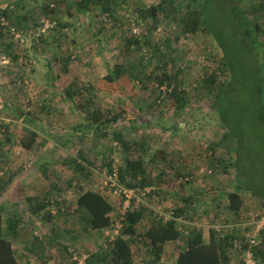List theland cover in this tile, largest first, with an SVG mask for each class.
<instances>
[{
  "label": "rangeland",
  "instance_id": "1",
  "mask_svg": "<svg viewBox=\"0 0 264 264\" xmlns=\"http://www.w3.org/2000/svg\"><path fill=\"white\" fill-rule=\"evenodd\" d=\"M102 1L92 0L84 10L80 0H0V16L18 26L22 35L15 39L10 26L0 25V210L4 232L8 217L18 220L17 235H7L15 255L21 264H86L89 255L105 247L106 238L116 235L126 209L145 206L152 211L151 217L169 219L186 199L192 203L190 210L175 218L181 236L165 243L169 258L182 247L190 227L200 229L207 238L214 225L234 226L243 244L247 237L256 235L257 239L264 220L259 233L256 224L264 218V207L250 192L240 193L237 212L229 207L226 194L235 186L236 173L233 166L226 167V172L223 167L233 158L227 150L232 140L223 138L225 129L212 103L214 93L202 83L208 75L221 82L228 77L221 68L216 41L201 28L183 30L178 14L185 13L188 0H175L177 13L158 18L143 17L139 9L160 0H110L109 12L102 11ZM198 1L193 6H199ZM211 1L210 7L216 10L212 17L222 26L229 25L225 6L229 1ZM260 2L264 0H242L241 5L248 9ZM45 4L54 9L44 10ZM5 5L12 7L3 10ZM249 15L259 22L264 48V10L249 11ZM22 16L26 18L19 19ZM133 39L139 44L132 43ZM243 59L251 63L252 58ZM115 68L133 77L134 102L141 111L133 122L117 120L112 127L122 131L129 142L144 141L141 148L123 150L109 136L86 129L87 114L76 106L81 101L103 117L120 109L125 99L119 93L91 87ZM242 77L232 82L238 87L233 97L248 104L251 79ZM64 90L72 92L73 99ZM178 93L184 97L182 106L173 100ZM4 102L30 112L33 123L9 116ZM227 118L231 123L237 121L244 143L250 144L249 154L242 151V157L244 153L251 156L244 163L247 183L259 181L264 178V153L258 138L263 131L253 123L257 117L253 121L251 117ZM24 127L38 134L32 150L18 145ZM125 156L142 162L152 178L151 186L141 189L135 182L132 186L118 182V168L124 165ZM80 162L85 169H75ZM123 187L130 191L128 200L117 191ZM85 189L100 192L113 205L109 229L94 230L87 224L85 212L76 205ZM148 219L137 224L131 238L136 262L150 259L142 237ZM243 250L231 249L229 264L247 259V250Z\"/></svg>",
  "mask_w": 264,
  "mask_h": 264
},
{
  "label": "trees",
  "instance_id": "2",
  "mask_svg": "<svg viewBox=\"0 0 264 264\" xmlns=\"http://www.w3.org/2000/svg\"><path fill=\"white\" fill-rule=\"evenodd\" d=\"M94 1L99 2L102 0ZM195 1H187L185 4L187 7L185 13L178 14L179 23L184 26L183 30L186 32H193L197 28H201L213 37L220 50L221 68L228 75L227 79L223 82L217 81L213 75H208L202 80V83L207 91L214 93V102L212 103L225 129L223 138L230 137L232 140V145H229L227 150L231 151L233 158L231 162L225 164L223 167V171L226 172V167L233 166L236 173L235 186L231 192H227L226 194L229 207L234 212L238 211L242 201L241 192L252 193L261 201L264 207V181H261L264 178L248 184V177H244L245 174H243V171H245L244 163L246 164L250 161L251 156L244 153L242 157V151L249 154V150H251L250 144L244 143L245 137L243 133L237 130V121L231 123L227 118L251 117L253 121L257 117V123L256 121H253V123L256 129L263 131L258 138L260 140V148L264 153V48L259 37L261 31L259 22L249 17V11L251 13L258 9L264 10V2H260L258 7L251 4L248 9H244L241 5L242 0H228L229 4H225V6H227L226 14L228 19H230V23L227 26H222L212 17L216 10L210 7L213 3L211 0H199V6H193V2ZM110 3V0H103L101 2L102 11L109 12L111 10ZM89 4H92V0H80V5L85 8L84 10L89 9ZM49 7V4H45L44 8L47 9L44 10L52 11L54 9ZM139 10L140 15L143 17L158 18L163 14L166 16H174L179 10V6L176 5L175 0H160L156 5L140 8ZM223 27L229 29L224 31ZM131 41L132 43L139 44L137 39ZM244 56L251 57V63L243 59ZM62 66L64 67L63 70H66L67 64L65 62H63ZM237 76H243L242 78L245 80L251 79L252 87L248 90V104L247 102L241 104L233 97V94L236 92L235 89L238 87H233L232 82L238 83L236 82ZM91 87L99 92H117L125 99V103L116 112H112L103 117L97 110L85 108L84 103L80 101L76 105L77 108H83L87 114L84 127L97 131L102 136H109L110 140L117 142L123 150L141 148L144 141L129 142L125 139L122 131L112 127V124L117 120L133 122L134 118L141 111L140 106L134 102L136 93L133 77L126 74L122 69L115 68L113 71L97 79ZM239 88L243 89V87ZM243 90L246 93V90ZM64 92L70 99H73L72 92L66 90ZM175 92L176 90H174ZM173 100L179 106H182L184 97L181 93H178L173 97ZM4 105H7L4 110L6 109V113L9 116L24 119L31 124L33 123L34 117L30 112H22L12 102H4ZM37 140L38 134L36 131L24 127V132L18 137L17 141L18 145L22 148L32 150ZM257 154L259 155V159H261L262 155ZM82 160L84 159L82 158ZM258 163H262V161L260 162L258 160ZM110 164L108 162V169L112 171ZM123 164L122 167L118 168L117 172L119 183L132 186L131 182H135V185L141 187V189L152 185V178L146 174L140 160L129 159L125 156ZM74 167L78 170L85 169L82 162ZM241 174L243 179L241 178ZM257 182L263 188L260 184L259 187L257 186L258 188L256 186L255 188H251ZM26 200L36 201V198L26 197ZM76 205L85 212L87 224L91 229L102 230L109 229L112 226L111 213L114 207L100 192L90 189L82 190L76 199ZM191 206L192 203L188 199L184 200L183 205L173 209V215L169 219H156L151 217L152 211L145 210V206L126 209L122 213L118 233L111 239L106 238L105 247L89 255L85 263L92 264L105 261L106 264H229L228 254L230 255L231 249L239 251L244 249V252L249 247L248 241H245L243 244V237H238L234 226H226L220 232L211 227L207 238L204 237L200 229L190 227L184 239L185 247L179 251L177 257L171 262L162 261L160 255L163 245L181 236L175 218L186 215ZM38 208H42V204L39 203ZM145 217L146 219L149 218L148 226L144 230L142 237L147 243L150 259L136 262L131 252V238L136 233L137 224ZM17 223L18 220L16 218L8 217L6 221V232H4L3 214L0 210V264H21L14 253L10 237L7 236L14 237L17 235ZM257 239V244L252 245L250 250L255 260L264 263V226L260 230ZM240 264H245V262L241 261Z\"/></svg>",
  "mask_w": 264,
  "mask_h": 264
},
{
  "label": "built area",
  "instance_id": "3",
  "mask_svg": "<svg viewBox=\"0 0 264 264\" xmlns=\"http://www.w3.org/2000/svg\"><path fill=\"white\" fill-rule=\"evenodd\" d=\"M11 7L12 6H9V7H7V5H5V7H3L2 9L3 10H6V8H9V9H11ZM1 17V19H0V25H3L5 28H8L9 26V30H10V32H11V35H13V37L15 38V39H20L21 38V32L17 29V27L18 26H16V27H13V26H11V25H9L8 24V22H6V20L5 19H7V17L6 16H0ZM40 22V25H41V23H42V25L44 26V23H45V21L44 20H40L39 21ZM11 24V23H10ZM38 24V23H37ZM52 24V27L53 26H55V23L53 22V23H51ZM54 24V25H53ZM46 27H48V25L46 26ZM19 28V27H18ZM40 29V28H39ZM39 29L37 30V34L39 35L40 33H39ZM118 191V193H121L122 194V196L126 199V200H128L129 199V197H130V195H129V193H130V191H127V189L126 188H120V189H118L117 190ZM126 202H128V201H126ZM263 220H264V218H262V222L260 223V224H256V230H257V232L260 230V228L262 227V225H263ZM119 225H117V230H115V233L117 234V232H118V229H119ZM225 226H219V227H217V226H213L212 228H214L215 230H217L218 232H220L221 231V229L222 228H224ZM247 241H248V243H249V247L245 250L246 251V256H247V259H245L244 258V262H245V264H257L256 262H255V260L253 259V254H252V251L250 250V248H251V246L252 245H255V244H257V242H258V240L256 239V235H253V236H251V237H247Z\"/></svg>",
  "mask_w": 264,
  "mask_h": 264
},
{
  "label": "crops",
  "instance_id": "4",
  "mask_svg": "<svg viewBox=\"0 0 264 264\" xmlns=\"http://www.w3.org/2000/svg\"><path fill=\"white\" fill-rule=\"evenodd\" d=\"M23 18H26V16H22V17H20L19 19H23ZM14 56V58L16 57V55H13ZM205 237V236H204ZM131 247V246H130ZM185 247V243H183L182 244V247H179L178 248V250L176 251V253L174 254V257H168V255H167V247H166V245L164 244L163 245V249H162V252H164L163 253V255L165 256V258L163 259V258H161V260L162 261H167V262H171V261H173L176 257H177V255H178V253H179V251L181 250V249H183ZM131 252L133 253V250H132V248H131ZM170 254H173V250H170ZM228 257H229V260H230V255L228 254ZM168 258V259H167Z\"/></svg>",
  "mask_w": 264,
  "mask_h": 264
}]
</instances>
